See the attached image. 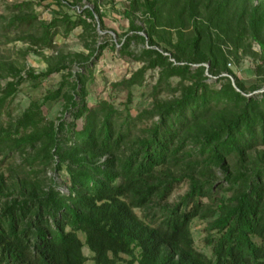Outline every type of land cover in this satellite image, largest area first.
Returning a JSON list of instances; mask_svg holds the SVG:
<instances>
[{
	"label": "trees",
	"instance_id": "16d2710c",
	"mask_svg": "<svg viewBox=\"0 0 264 264\" xmlns=\"http://www.w3.org/2000/svg\"><path fill=\"white\" fill-rule=\"evenodd\" d=\"M129 4L118 51L142 64L112 83L126 90L122 109L104 99L87 103L92 58L104 44L88 54L50 56L43 72L0 64V78L8 79L0 86V115L24 81L66 71L41 100L61 99L60 116L46 120L42 103L33 101L19 116L0 118V264H83L84 245L93 264H264V90L250 94L264 85V0ZM83 12L84 18L64 14L47 22L17 10L0 28L19 31L16 40L53 47L59 30L92 31L86 18L94 11ZM136 12L144 27L131 17ZM158 41L172 50H159ZM133 42L145 47L132 51ZM226 42L234 59L240 50L260 59L259 83L246 87L234 76ZM74 63L82 70L71 71ZM154 70L152 103L132 115L131 88ZM161 89L171 97H156ZM63 171L65 191L55 177ZM181 184L184 193L169 201ZM195 218L206 223L209 256L194 245Z\"/></svg>",
	"mask_w": 264,
	"mask_h": 264
},
{
	"label": "rangeland",
	"instance_id": "374dc122",
	"mask_svg": "<svg viewBox=\"0 0 264 264\" xmlns=\"http://www.w3.org/2000/svg\"><path fill=\"white\" fill-rule=\"evenodd\" d=\"M74 5H68L63 3L59 5L54 0H43L40 3L37 0H0V22L1 20L10 19L21 10L30 11L34 14L38 20L50 21L52 18H60L64 14L72 18H77L81 15L84 18L83 11L85 9H91L94 11V18H86V21L90 23L92 31H83L80 26L72 29L67 35H64L60 30L53 38V47L39 48L38 46L31 45L28 42L22 40H16L14 37L20 32L18 31H2L0 28V64L3 66L14 65L21 70L32 69L35 72L45 71L48 65V58L50 56L54 59L59 55L65 56L68 53H85L88 54L91 49H96L99 45H106V47L100 52V55L94 61L93 65V80L88 84V105H94L99 100H107L115 105L117 108L122 109L126 101V90L119 87L112 86V83L121 80L124 77H128L132 71L141 66L142 63L133 60L128 56L119 55V46L124 39V34L128 32L129 24L128 17L125 15V11L129 9V2L131 0H67ZM28 2V8L14 9V6ZM95 2V3H94ZM95 6L97 11H95ZM137 25L142 27L144 24V16L140 12L134 13L131 16ZM37 25V23H35ZM186 32V31H185ZM146 37L144 31L139 32ZM188 33V32H186ZM130 34V33H129ZM173 39H175V32L171 31ZM158 49L168 48L164 42L158 41ZM114 46V47H113ZM131 50L138 52L145 47L144 43L133 42L131 44ZM222 48L226 51V55L229 58V68L233 71V74L239 81L244 83L246 87H250L253 84L259 83L257 79L254 66L259 63L260 59H255L240 50L237 54L238 58L234 59V56L229 54L227 50L231 49V46L226 42L222 44ZM251 49L259 54V46L256 43L251 44ZM236 58V57H235ZM82 68L74 63L71 65V71L75 72ZM66 71H60L55 73L39 83H33L31 81H24L13 94V96L6 99L5 106L2 110L0 118L3 122H6L10 118L19 116L22 111L29 105V103L36 101L41 102L44 95L50 90L56 89L62 79V75ZM157 76V70L148 71L145 75V81L143 84L134 86L131 88V103L129 109L132 115H135L143 108H147L151 105L153 100L152 86L155 84ZM264 79V73L261 75ZM8 79L0 78V86H3ZM231 80H233L231 78ZM215 78L207 80L208 83H214ZM177 78H172L171 83L175 85ZM261 90H264V85L250 94H257ZM156 97L160 99H168L171 94L165 89L157 91ZM41 111L44 118L48 121L54 120L61 114L62 101L56 99L52 101L41 102ZM68 119V116H66ZM20 158L16 159V163H19ZM25 166H21V168ZM28 169V166L26 167ZM52 172L48 171L47 176H52ZM58 180L59 189L65 191L62 185V179L65 178V172H61L56 176ZM186 190V185L181 184L174 189L169 197V201H176ZM206 223L200 219H193L190 223V230L194 240L196 249L204 252L206 255H210V247L206 246L203 239L206 234L204 231ZM78 237L81 241H84V234L79 231ZM87 260L83 264H93L91 252L84 245L82 248ZM137 264V263H135Z\"/></svg>",
	"mask_w": 264,
	"mask_h": 264
}]
</instances>
